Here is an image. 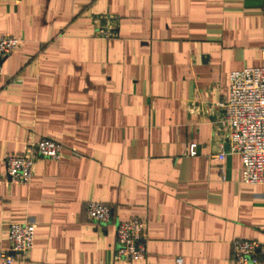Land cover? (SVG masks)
<instances>
[{
	"label": "crops",
	"instance_id": "crops-1",
	"mask_svg": "<svg viewBox=\"0 0 264 264\" xmlns=\"http://www.w3.org/2000/svg\"><path fill=\"white\" fill-rule=\"evenodd\" d=\"M118 18L95 35L94 16ZM0 36L19 39L0 75L5 158L49 139L28 184H0V250L31 221L12 264H232L235 239L264 241V183L225 153L229 74L264 62V0H0ZM195 151L191 154V149ZM111 219H86L87 202ZM145 223L147 254L115 258L116 224Z\"/></svg>",
	"mask_w": 264,
	"mask_h": 264
},
{
	"label": "built area",
	"instance_id": "built-area-1",
	"mask_svg": "<svg viewBox=\"0 0 264 264\" xmlns=\"http://www.w3.org/2000/svg\"><path fill=\"white\" fill-rule=\"evenodd\" d=\"M95 35L103 39L118 36L117 16L100 14L93 18ZM15 36H0V75L2 61L18 45ZM222 116L219 120L227 150L214 158L221 160L225 153L238 154L243 161L242 180L248 184L264 183V62L229 74V95L220 103ZM191 154L195 151L193 147ZM63 157L62 145L49 139H41L27 146L20 155L5 158L4 181L28 184L32 177V165L37 158L58 161ZM86 219L95 224H105L111 219V208L101 202H87ZM145 223L131 218L116 224L115 258L130 262L142 260L147 250L142 242ZM7 250H0V264H12L16 257L24 259L34 244V225L31 221L11 223L5 234ZM232 264H264V241L235 239L231 243ZM177 264H181L180 258Z\"/></svg>",
	"mask_w": 264,
	"mask_h": 264
}]
</instances>
